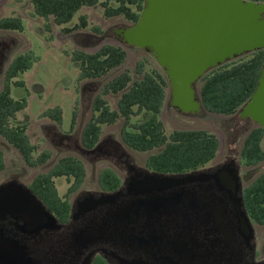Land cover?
Segmentation results:
<instances>
[{
	"label": "trees",
	"instance_id": "1",
	"mask_svg": "<svg viewBox=\"0 0 264 264\" xmlns=\"http://www.w3.org/2000/svg\"><path fill=\"white\" fill-rule=\"evenodd\" d=\"M33 15L47 20L48 31L55 25L70 23L76 13L85 6L100 4L107 18L120 17L126 24L138 21L145 0H29ZM262 1V0H256ZM112 2L117 3L116 6ZM52 20V23L49 21ZM87 14L79 16L73 26L62 28L70 34L87 29ZM0 28L25 29L20 17H6L0 21ZM91 30L102 34L100 26ZM147 56L138 59L133 66H126L128 48L121 43H103L96 50L74 48L70 55L80 70L79 80L99 82L98 93L92 99L91 116L80 132V142L86 149L94 148L101 139L102 125L123 121L120 138L125 148L137 152H148L144 168L165 174L194 172L210 163L220 149V138L214 132L202 128L174 129L166 131L159 115L168 98L169 82L156 60ZM152 58L156 64L151 63ZM37 57L32 51L16 55L5 72V86L0 91V137L21 156L29 167H40L54 160L52 150L38 152L27 132L28 122H13L16 114L28 106L26 98L11 96V81L20 73L30 69ZM264 66V49L231 60L208 71L197 82V91L204 114L231 117L248 101L257 88ZM16 84H24L15 81ZM115 96V107L109 97ZM58 124L62 123L60 107L43 112ZM77 107L73 111L72 129L77 124ZM264 128L253 127L244 137L241 157L249 167L264 160L262 141ZM5 167L4 152L0 150V170ZM85 161L74 155H65L54 160L46 171L38 173L30 187L45 203L61 212L69 211L70 204L58 191L55 178H74L70 191L79 187L87 178ZM100 184L107 191H117L123 182L121 175L112 167H104L99 175ZM245 206L250 216L264 226V170L245 189Z\"/></svg>",
	"mask_w": 264,
	"mask_h": 264
},
{
	"label": "flooded vegetation",
	"instance_id": "2",
	"mask_svg": "<svg viewBox=\"0 0 264 264\" xmlns=\"http://www.w3.org/2000/svg\"><path fill=\"white\" fill-rule=\"evenodd\" d=\"M3 3L4 0H0V8ZM6 17L20 16H2L0 11V21ZM118 28L114 29L115 33ZM16 31L19 30L0 28V76L4 74V78L8 65L16 57L9 60L17 47ZM91 37L90 33L83 35L85 41ZM7 61H10L8 65ZM4 86L5 81L0 91ZM169 98L172 100L171 95ZM176 109L182 113L179 107ZM230 118L235 134L249 132L259 125L250 116H243L241 109ZM52 124L46 127L47 135L52 137L56 151H75L78 154L74 156L89 159L94 170L101 157H118L127 163V175L118 189L122 193L114 199H104L103 193L111 191L102 188L100 171L99 190L85 189L86 178L70 191L74 178L67 179L68 191L60 195L70 204L68 213H64L51 209L30 184L19 178L3 181L0 187L7 192H16L8 188L12 183L26 185L52 220L38 213L27 218L17 210L0 213V253L6 249L18 250L25 264H264V254L257 250L254 241L258 223L245 206V189L252 181L244 184L236 155L201 167L198 172L209 178L190 182L183 189L174 186L159 193L154 190L141 193L134 189L136 184L132 183V178L142 167L129 162V155L120 143L105 137L94 148L86 149L80 136L73 134L74 129L62 131L60 124L55 121ZM180 191H183V199L179 202L175 193ZM158 196H162L164 205L156 212L154 200ZM194 203L207 214L209 221L189 211L180 212L182 206L191 210ZM244 211L250 217L253 233L242 218ZM2 262L0 257V264Z\"/></svg>",
	"mask_w": 264,
	"mask_h": 264
},
{
	"label": "rangeland",
	"instance_id": "3",
	"mask_svg": "<svg viewBox=\"0 0 264 264\" xmlns=\"http://www.w3.org/2000/svg\"><path fill=\"white\" fill-rule=\"evenodd\" d=\"M105 1V0H100ZM117 3L112 2L113 6ZM2 16L17 15L24 22L25 29L16 31V48L10 54L11 60L18 54L32 51L37 57L33 66L20 72L11 81V96L15 99L26 98L28 106L16 114V118L12 121L25 122L27 121V132L31 137V141L37 145L38 152L44 149L53 150L54 160L64 155L78 154L75 151H56L54 144L51 141V136L47 135V126L53 125L49 117L43 116V112L55 107H60L63 112L62 123L59 125L62 131H70L73 121V111L77 107L78 117L77 124L73 134L80 136L83 125L91 116L92 99L98 93L100 83H92L91 81L80 82V70L78 65L71 58V51L74 48L81 47L88 51L96 50L103 43H121L115 28L126 24L120 17L107 18L104 16L102 6H85L81 8L73 20L66 25H55L52 20L53 30L48 31L45 24L47 20L43 17L33 15V6L29 0H4L2 7ZM87 14L89 27L70 34H65L62 28L65 26H73L79 21V16ZM97 25L103 30L102 34H96L91 30V27ZM82 32L92 35L87 41L83 38H74L73 35H78ZM84 33V34H85ZM75 39H77L75 41ZM122 44V43H121ZM124 45V44H123ZM126 46V45H125ZM79 47V48H80ZM128 48V60L126 66H133L138 59L144 58L147 54L140 48L126 46ZM153 65L156 62L150 58ZM10 61H7V65ZM5 81L4 74L0 76V87ZM15 81H22L24 84H16ZM170 90L168 89V98L165 103L162 113L159 115L164 122L166 131L171 132L174 129H191L202 128L210 132H214L220 138V149L216 157L209 164H218L223 162L228 155H236L237 163L239 164L242 180L244 184L252 181L260 172L264 170V160L256 166H247L244 159L240 155L243 145V140L247 130L242 133L235 134L236 131L232 128L230 117L212 116L206 114H191L180 113L176 109V102L171 100ZM110 103L115 107L116 97H109ZM172 101V103H171ZM233 117V116H231ZM123 121L112 125H102L103 131L101 139L109 137L116 140L122 146V150L129 156V162L136 167H146L145 160L148 152H137L125 148L120 138V128ZM253 126H255L252 123ZM247 132V133H246ZM100 139V140H101ZM264 148V138L262 141ZM0 149L4 151L5 167L0 170V183L10 178H19L22 182L30 184L33 178L40 172L48 170L52 165V160H49L44 166L29 167L24 164L20 154L5 141L0 138ZM74 152V153H73ZM84 161L88 166L87 182L85 189L99 190L98 174L102 168L111 166L124 177L127 175V163L118 160V157H101L96 162V168L90 166L89 159ZM55 183L59 194L64 196L69 187L66 177L55 178ZM201 229V227H199ZM255 244L257 250L264 254V226L255 224Z\"/></svg>",
	"mask_w": 264,
	"mask_h": 264
},
{
	"label": "water",
	"instance_id": "4",
	"mask_svg": "<svg viewBox=\"0 0 264 264\" xmlns=\"http://www.w3.org/2000/svg\"><path fill=\"white\" fill-rule=\"evenodd\" d=\"M117 35L122 44L140 48L156 60L167 76L175 106L185 113L204 114L197 91L198 80L231 60L264 49V0H145L138 21L118 28ZM241 112L264 128V66L257 88ZM208 176L198 170L165 174L141 168L132 183L141 193L152 190L159 193L174 186L183 189L184 185ZM9 187L16 192L0 187L1 214L17 210L27 218L38 213L52 220L26 185L12 183ZM121 193V190L103 193V198L114 199ZM175 197L182 201L183 191L175 193ZM154 203L157 212L164 205L162 196ZM187 211L209 221L197 203L191 210L180 208L181 213ZM242 218L253 233L246 211ZM0 254L3 264L26 262L18 250L6 249Z\"/></svg>",
	"mask_w": 264,
	"mask_h": 264
},
{
	"label": "crops",
	"instance_id": "5",
	"mask_svg": "<svg viewBox=\"0 0 264 264\" xmlns=\"http://www.w3.org/2000/svg\"><path fill=\"white\" fill-rule=\"evenodd\" d=\"M81 31H83V30H81ZM84 33L85 32H82V33H80V34H78V35H73V37L74 38H78V40H80L79 38L81 37V38H83V35H84ZM77 39H75V41H76ZM80 47V46H79ZM81 48V47H80Z\"/></svg>",
	"mask_w": 264,
	"mask_h": 264
}]
</instances>
